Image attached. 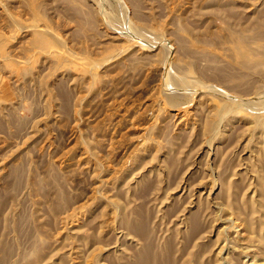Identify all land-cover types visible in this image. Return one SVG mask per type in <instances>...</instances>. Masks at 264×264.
<instances>
[{
  "label": "rangeland",
  "instance_id": "rangeland-1",
  "mask_svg": "<svg viewBox=\"0 0 264 264\" xmlns=\"http://www.w3.org/2000/svg\"><path fill=\"white\" fill-rule=\"evenodd\" d=\"M0 264H264V0H0Z\"/></svg>",
  "mask_w": 264,
  "mask_h": 264
},
{
  "label": "bare ground",
  "instance_id": "bare-ground-1",
  "mask_svg": "<svg viewBox=\"0 0 264 264\" xmlns=\"http://www.w3.org/2000/svg\"><path fill=\"white\" fill-rule=\"evenodd\" d=\"M155 260H156V259H155ZM155 262H157V260H156Z\"/></svg>",
  "mask_w": 264,
  "mask_h": 264
}]
</instances>
